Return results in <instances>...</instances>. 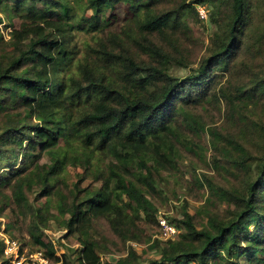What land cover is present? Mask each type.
<instances>
[{"label": "trees", "instance_id": "1", "mask_svg": "<svg viewBox=\"0 0 264 264\" xmlns=\"http://www.w3.org/2000/svg\"><path fill=\"white\" fill-rule=\"evenodd\" d=\"M0 26L2 235L53 264L52 224L76 264H264V0H0ZM170 179L199 204L163 241Z\"/></svg>", "mask_w": 264, "mask_h": 264}, {"label": "rangeland", "instance_id": "2", "mask_svg": "<svg viewBox=\"0 0 264 264\" xmlns=\"http://www.w3.org/2000/svg\"><path fill=\"white\" fill-rule=\"evenodd\" d=\"M87 15H90V11L87 12ZM125 17H126L125 10L122 7H119L113 13V15L110 17L111 19H110L109 24L107 26V30L118 29L122 25V22H123ZM8 31H9V28H7L4 31V33L6 34V32H8ZM208 33H211V29L208 30ZM6 37H7V35H6ZM82 39L87 40L88 37L81 36V37L77 38V40L79 42ZM179 74L182 76V75H184V72H181ZM182 171H184V179L189 181L188 179L190 178V174L188 173L189 168H188L187 161H184V164L182 165ZM201 172H202V169L198 168L197 173H201ZM167 190H168L167 195H166L167 200L163 203L162 206L157 204V207H158L157 208V215L163 214L166 216H171L172 214L179 212V209L182 206L183 201H187V203H188L187 211L191 214L194 213L195 208L199 204V202L195 201L194 198H192V196H188L187 191L185 190L184 187L176 184V182L174 180L170 179L167 183ZM172 192L175 194L174 195L175 197H173ZM0 220H2V219L0 218ZM2 234H4L5 236H8L4 232L3 227L0 230V239H1ZM45 234L47 236V239H49L51 241V243L54 247L55 255L60 258V262L62 260V255L65 254L68 256L69 262H71V264H76L75 257H76V253H77L76 249L78 246L74 243L72 238H70V237L68 238L65 235L66 234L65 231L58 230L52 224L50 226V228L45 231ZM156 237L158 238V234L154 235L153 239H157ZM132 245L139 253H141L142 249L144 248L143 246H139V245H135V244H132ZM24 250L28 251L25 248H24ZM34 253H36V252H34ZM31 254H33V252ZM42 255H43V253H42ZM122 255H123L122 253H108L105 255L102 254L101 258L103 260L112 261V260L117 259L118 257H120ZM148 257L149 258H156L155 250L150 251ZM45 260H46L45 264H53L48 259L45 258ZM35 264H43V263L36 262ZM58 264H60V263H58Z\"/></svg>", "mask_w": 264, "mask_h": 264}, {"label": "built area", "instance_id": "3", "mask_svg": "<svg viewBox=\"0 0 264 264\" xmlns=\"http://www.w3.org/2000/svg\"><path fill=\"white\" fill-rule=\"evenodd\" d=\"M198 13L202 18H205V12L198 8ZM158 223L160 226V231L158 234V238L163 241H167L176 235V228L167 222L164 218V215H158ZM3 242H4V249L3 254L8 260V264H35L36 262L39 263H46V260L41 252H36L33 254H27V251L21 249L20 244L13 239L5 237L2 235ZM26 252V253H25Z\"/></svg>", "mask_w": 264, "mask_h": 264}]
</instances>
